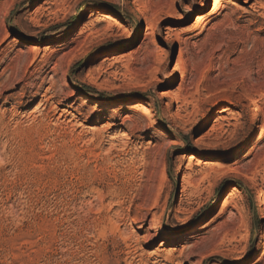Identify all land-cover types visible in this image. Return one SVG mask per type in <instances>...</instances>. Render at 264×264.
<instances>
[{
	"label": "rangeland",
	"instance_id": "374dc122",
	"mask_svg": "<svg viewBox=\"0 0 264 264\" xmlns=\"http://www.w3.org/2000/svg\"><path fill=\"white\" fill-rule=\"evenodd\" d=\"M137 2L0 0V264H264V0Z\"/></svg>",
	"mask_w": 264,
	"mask_h": 264
},
{
	"label": "bare ground",
	"instance_id": "6f19581e",
	"mask_svg": "<svg viewBox=\"0 0 264 264\" xmlns=\"http://www.w3.org/2000/svg\"><path fill=\"white\" fill-rule=\"evenodd\" d=\"M136 2H137V0H135ZM139 1V0H138ZM138 3V2H137ZM135 5H137L136 3H135ZM146 19V21H147V24L150 22L149 21V19L146 17L145 18ZM102 21V20H101ZM103 22L104 23H108V25H118V24H116V23H118L117 22V20L116 19H114L112 16H110V15H106V16H104V20H103ZM149 25V24H148ZM110 26V27H111ZM150 45H152L153 47H154V49L156 48V50H158L159 48H160V45H161V42L157 39V38H155V37H153V38H151V41H150ZM36 46H31V49H32V51H33V53L35 52V51H37V48H35ZM31 51V52H32ZM163 51H164V49L162 50V53H163ZM30 52V53H31ZM36 53V52H35ZM36 57V56H35ZM160 60V59H159ZM179 68V67H178ZM12 71V70H11ZM181 71V70H180ZM12 74V73H11ZM16 74V73H15ZM181 74H182V80L184 81L185 80V78H186V76H185V73L182 71L181 72ZM19 75V74H18ZM12 77V76H11ZM11 77H8L7 76V78H9L8 79V81L10 80V78ZM15 77V76H14ZM12 81V80H11ZM4 89V88H3ZM52 91V90H51ZM44 97V96H43ZM4 99V98H3ZM6 99H8V97H6ZM5 99V100H6ZM47 102V101H46ZM11 103V102H10ZM48 104V103H47ZM43 105V104H42ZM44 106V105H43ZM46 106V105H45ZM140 106V105H139ZM142 107V106H141ZM143 108V107H142ZM55 109V108H54ZM143 110H144V115L145 116H147L148 118H152V115H151V117H150V112H148L145 108H143ZM6 111V110H5ZM3 113H4V111H3ZM54 113V112H53ZM70 113V112H69ZM5 114V113H4ZM59 114V112H58V110H57V112H55L53 115H54V117H56L57 115ZM67 114H68V112H67ZM3 115V114H2ZM19 115V114H18ZM23 115V114H22ZM3 116H5V115H3ZM65 116H67L66 115V113L64 112V111H62V113L60 114V119L61 118H65ZM18 117V116H17ZM59 118H58V120H59ZM2 120L3 119H1V121H0V129L2 130L5 126L3 125V127H1L2 126ZM123 122H125V120L123 121ZM154 122V121H153ZM20 123V122H19ZM19 123H18V125H19ZM128 123V122H127ZM17 125V124H16ZM23 128V127H22ZM4 130L7 132V135H8V138H9V140L10 139H13V140H17V142L19 143V146L20 147H25L26 145H27V143L30 141V136L31 135H29L28 134V132L27 131H21V128H20V126H17L16 127V129H14V130H10L9 131V129L8 128H4ZM23 130V129H22ZM3 131V130H2ZM35 131V130H34ZM5 133V132H4ZM6 134V133H5ZM6 135V136H7ZM40 135V134H39ZM116 139V138H115ZM8 140V141H9ZM93 141V140H92ZM16 142V143H17ZM10 143V142H9ZM167 146H169L170 148L171 147H174V146H176V143L174 142V140H171V139H169V138H166L165 139V142H164ZM6 144H8V143H6ZM29 144V143H28ZM5 145V144H4ZM7 146V145H6ZM18 146V147H19ZM8 147V146H7ZM6 148V147H5ZM1 156L3 157V154H4V152L2 153L1 152ZM4 158V157H3ZM182 214H184V210L182 209V208H179L177 211H176V213H175V215H176V217H175V219L176 220H178V221H182L181 220V218L179 217V215H182ZM225 213L224 212H222L221 214H219V217H221L222 215H224ZM136 224H140L142 227V229L143 228H145V225H146V221H147V216L145 217H142V218H140L139 220H133ZM185 221V220H184ZM118 233H119V230L117 231ZM167 233H170V232H167ZM144 239L145 240H147V242L150 244V245H153L154 244V241L153 240H155V238L153 237V236H151V234H148L146 237H144Z\"/></svg>",
	"mask_w": 264,
	"mask_h": 264
}]
</instances>
